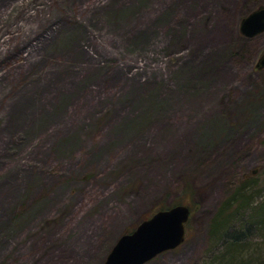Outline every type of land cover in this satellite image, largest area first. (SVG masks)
I'll use <instances>...</instances> for the list:
<instances>
[{
  "label": "rangeland",
  "instance_id": "374dc122",
  "mask_svg": "<svg viewBox=\"0 0 264 264\" xmlns=\"http://www.w3.org/2000/svg\"><path fill=\"white\" fill-rule=\"evenodd\" d=\"M260 6L0 0V264H104L176 202L185 241L144 264H220L219 206L264 183V31L240 30Z\"/></svg>",
  "mask_w": 264,
  "mask_h": 264
},
{
  "label": "water",
  "instance_id": "95a60500",
  "mask_svg": "<svg viewBox=\"0 0 264 264\" xmlns=\"http://www.w3.org/2000/svg\"><path fill=\"white\" fill-rule=\"evenodd\" d=\"M240 30L247 37L262 33L264 6L243 17ZM256 65L264 68V53ZM190 214L191 208L186 204L158 210L151 217L142 220L132 232L121 235L104 264H144L160 253L178 247L185 240L186 223Z\"/></svg>",
  "mask_w": 264,
  "mask_h": 264
},
{
  "label": "trees",
  "instance_id": "16d2710c",
  "mask_svg": "<svg viewBox=\"0 0 264 264\" xmlns=\"http://www.w3.org/2000/svg\"><path fill=\"white\" fill-rule=\"evenodd\" d=\"M262 173H264V168ZM257 195L260 196L259 200L256 198ZM263 196L264 183L260 185V179L254 178L242 181L236 191L222 202L213 221L211 232L214 236H218L217 241L221 243L225 254L219 255L217 258L210 256V259L215 258V261L220 264H264L263 250L259 251L261 248L256 249L249 240L246 241L248 231L243 235L244 233L241 230L237 231L236 229V227H241L250 230L251 227H247V224L253 222L256 230L264 232ZM181 203L183 202H176L171 206ZM252 204H254L253 208H245ZM187 205L192 207L191 204ZM244 209L247 212L249 211V218L246 221L243 219L244 224L243 222L237 224L236 221L245 212ZM258 253L260 254L258 255ZM215 261H212V263H215Z\"/></svg>",
  "mask_w": 264,
  "mask_h": 264
}]
</instances>
